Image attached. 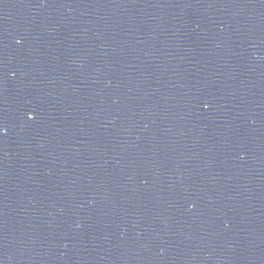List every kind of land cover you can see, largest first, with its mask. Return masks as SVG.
I'll return each instance as SVG.
<instances>
[{
	"label": "water",
	"instance_id": "water-1",
	"mask_svg": "<svg viewBox=\"0 0 264 264\" xmlns=\"http://www.w3.org/2000/svg\"><path fill=\"white\" fill-rule=\"evenodd\" d=\"M0 264H264V0H0Z\"/></svg>",
	"mask_w": 264,
	"mask_h": 264
}]
</instances>
